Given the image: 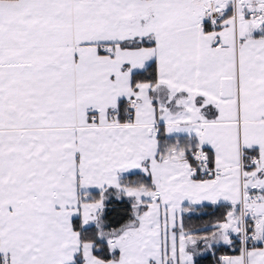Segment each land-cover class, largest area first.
<instances>
[{"label":"snow or ice","instance_id":"1","mask_svg":"<svg viewBox=\"0 0 264 264\" xmlns=\"http://www.w3.org/2000/svg\"><path fill=\"white\" fill-rule=\"evenodd\" d=\"M264 264V0H0V264Z\"/></svg>","mask_w":264,"mask_h":264},{"label":"trees","instance_id":"2","mask_svg":"<svg viewBox=\"0 0 264 264\" xmlns=\"http://www.w3.org/2000/svg\"><path fill=\"white\" fill-rule=\"evenodd\" d=\"M203 264H209V261H204Z\"/></svg>","mask_w":264,"mask_h":264}]
</instances>
